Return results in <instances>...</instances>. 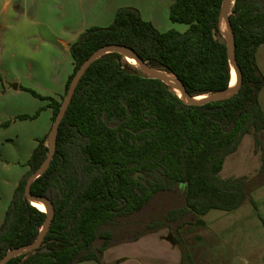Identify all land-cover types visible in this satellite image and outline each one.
<instances>
[{
    "label": "trees",
    "instance_id": "trees-1",
    "mask_svg": "<svg viewBox=\"0 0 264 264\" xmlns=\"http://www.w3.org/2000/svg\"><path fill=\"white\" fill-rule=\"evenodd\" d=\"M171 1L170 19L188 26L186 32H160L138 9L120 8L109 27H92L72 45L74 71L60 100L20 88L49 100L55 122L81 66L101 48L119 45L151 69L175 75L190 97L228 89L231 66L220 31L224 0ZM230 22L243 83L226 100L190 105L119 54L91 65L60 125L53 161L31 187L33 196L55 207L50 230L39 250L7 264H105L108 249L161 231L179 249L181 264H195L182 236L186 226L200 224L213 210L257 207L253 193L264 186V75L257 62L264 45V0H236ZM251 134L261 155L257 175L221 178L227 158ZM48 154L44 140L15 191L0 228V261L41 234L47 214L26 200L25 188ZM98 240L105 243L95 249Z\"/></svg>",
    "mask_w": 264,
    "mask_h": 264
},
{
    "label": "crops",
    "instance_id": "crops-1",
    "mask_svg": "<svg viewBox=\"0 0 264 264\" xmlns=\"http://www.w3.org/2000/svg\"><path fill=\"white\" fill-rule=\"evenodd\" d=\"M151 2L144 9L134 6L141 12L143 19L151 22L160 32L171 30L167 20L160 23L154 19V7L151 6ZM159 2L165 6L164 9L167 7L169 13L167 12L166 18L168 19L173 2L171 0L169 2L159 0ZM81 4H78L79 8H81ZM95 4L94 10L91 12L93 17L89 21L90 23L86 18L76 20L71 16L63 22L55 21L54 27L46 26L41 21L38 11L29 16L24 12L22 20L16 25L14 21L8 22L9 15L4 12V7L0 11V30L4 34V38L0 41V71L10 84V88H7L0 82V114H5L4 116L0 115V126L10 118H15V123H28L29 121L33 123L30 138L32 147L23 145L21 154L14 158V163L18 164L14 167L16 170L13 174L14 177H8V174L0 175V228L5 221L15 190L21 179L30 171L29 160L32 154L40 142L46 140L48 144V137L54 125L53 110L49 107L50 101L37 98L21 88L36 91L35 93L40 94L39 96L56 100L65 94L67 81L74 71V61L71 56L72 45L88 28L104 26V24L113 22L117 11L127 5L124 0H96ZM187 30L183 28L180 32L184 33ZM28 39H31L33 43L41 41V48L37 51L38 54L35 58H26L28 54L32 53L30 50L27 51L26 56L16 51V48L24 46V42ZM257 62L264 75V45L257 52ZM12 86H16V89ZM30 97H32L31 102ZM26 101L32 103L33 110L31 112H25L30 105L29 103L24 106ZM260 101L264 110V89L260 94ZM16 106L18 108L14 109ZM7 112L11 114L9 117H6ZM35 115H38L35 119L23 120L20 118L21 116L34 117ZM240 148L241 146L239 150ZM6 168L9 169L7 166ZM222 172L220 177L223 179L237 177V175H232L231 169L227 170L226 168L224 173ZM258 192L262 194V211L260 212L262 218L261 223L258 224L257 233L260 234L258 238L262 240L261 248L249 247L247 243L241 242L242 239L251 238L253 233L239 231V221L235 220V217L229 218V229L211 231L209 222L206 220L208 213L200 224L186 226L182 230L183 239L195 264H264V186L253 193V199ZM254 201L258 207L257 210H260L258 201L255 199ZM251 206L253 207V205ZM245 207L232 212H222L240 213ZM245 218L243 215L242 219ZM165 233L159 232L143 237L134 243L123 244L114 249L110 248L104 253V262L105 264H181L179 249L167 240ZM215 246L217 247L216 255L207 248ZM259 249L261 250L259 251ZM80 264L98 263L89 261Z\"/></svg>",
    "mask_w": 264,
    "mask_h": 264
},
{
    "label": "rangeland",
    "instance_id": "rangeland-1",
    "mask_svg": "<svg viewBox=\"0 0 264 264\" xmlns=\"http://www.w3.org/2000/svg\"><path fill=\"white\" fill-rule=\"evenodd\" d=\"M95 1L96 0H0V11L4 7V12H6L9 15V17L7 18L8 22L10 20L14 21L15 25L22 20V16L24 12H26V15L29 16L38 11L41 21H43L46 26L54 27L55 21L63 22L65 19H69L71 16H73L72 18L76 20L78 19L80 20L81 18L82 19L86 18L88 23H90L89 21L93 17V14L91 12L94 10V7L96 5ZM165 1L169 2V0L168 1L164 0V2ZM149 2H151V0H124V3H126L127 5L122 6V8L124 7L136 8L134 6L136 5L137 7H141L144 9V7L147 6V4H149ZM80 3H82L81 8L78 7V4ZM73 6L76 7L74 8ZM151 6L154 7L153 17L155 20L159 21L160 23H162L163 20H167L169 26L177 32H180L183 28L188 29V27L185 25L175 24L172 21H170L169 15H168V19L166 18L167 17L166 14L167 12L169 13V11H167V7L164 9L165 6H163V4L159 2V0L157 1L152 0ZM112 23L113 22H109L108 24H104V26H92V27L106 28L109 27ZM3 38H4L3 31L0 30V41ZM41 45H42L41 41H37L36 43H33L31 39L30 40L28 39L27 41L24 42V46L17 47L16 51L26 56L27 51L30 50V52L32 53L28 54L26 58L28 57L35 58L36 54H38L37 51L41 48ZM0 74L3 76L4 79V81L0 80V82L3 83L4 86H7V88H10L9 82L6 80L5 76L2 74L1 71ZM31 101H32V97H30V102ZM30 102L26 101L24 103V106L28 105ZM17 108L18 106H16V108L14 109ZM28 108L29 109L26 110L25 112H31L33 110L32 103H30ZM6 114H7L6 117H9L11 115L9 114V112H7ZM0 115L4 116L5 114H0ZM15 122H16L15 118H10L6 120L4 123H2V125L0 126V175L8 174V177L9 176L14 177L13 174L16 171L14 167L18 165L17 163H14L15 162L14 158L17 155L21 154V147L23 145L25 146L28 145L29 148L32 147L30 138L32 136L33 123L31 121H29L28 123H21V122L15 123ZM46 146H48L47 141H46ZM237 152L235 155L228 158L227 163L225 165V169L226 168L227 170L231 169L232 175H237V177H243V176L249 178L255 177L258 171L260 170L262 163H261V155L255 154L253 134L245 137L244 141L242 142L240 150H238ZM6 166L9 167V169L6 168ZM224 171L222 173H224ZM221 176H224V174L223 175L221 174ZM261 195H262L261 192H258L256 195H254V199L258 201L260 210H257L258 207H254V206L252 207L250 204H246L244 205L246 207L240 213L229 214L218 210L210 212L207 215V219H206L209 222L211 228L210 230L219 231L223 229L225 230L229 229L230 226L229 218L235 217V220L237 219L239 221L238 223L239 231H246V232L249 231L253 233L251 238L242 239L241 242L247 243L249 247L253 246L254 248L258 249V247H260L262 243V240L258 238L260 234L259 235L257 234L259 230L258 224L261 223V218H262L260 213L262 211ZM243 215H245L246 217L245 219H242ZM161 232H166L165 234H167L166 236H168L167 231H161ZM103 245L104 243L101 244V247ZM119 246L120 245L116 247ZM116 247H112V248L114 249ZM207 248L210 249V251L214 255H216L217 253L216 246L207 247ZM260 250L261 249H259V251Z\"/></svg>",
    "mask_w": 264,
    "mask_h": 264
},
{
    "label": "water",
    "instance_id": "water-1",
    "mask_svg": "<svg viewBox=\"0 0 264 264\" xmlns=\"http://www.w3.org/2000/svg\"><path fill=\"white\" fill-rule=\"evenodd\" d=\"M230 2H231V0H224V2H223L222 8H221V17H220V31H221L223 39L226 43V46H227L230 66H233L235 69V72H236L237 83L234 87H232L230 85V87L226 90L217 92V93L212 94V95L204 96V100L198 101V99L200 97H196V98L190 97L185 86L178 80V78L175 75L167 74V73H164L162 71L151 69L148 65V62H144L134 50H132L131 48L126 47V46H119V45L105 46V47L101 48L100 50L96 51L81 66V68L77 72L76 76L74 77V80H73V82L69 88L68 94H67V96L63 102L62 107H61L60 113H59L58 117L56 118L54 125H53V128L49 134V137H48V148H49L48 157H47L46 161L44 162V164L42 165V167L29 178L27 185H26V188H25V198L29 203H31L33 205V202H39V203H42L43 205H45L47 208V211L45 212L47 214V217H46L43 229L41 231V234H40L39 238L33 244L10 250L8 252V254L0 261V264H7L13 258L21 256L23 254L33 253V252L39 250L40 246L44 243V240H45V238H46V236L50 230L52 221H53L54 216H55V207L48 198L42 197V196H33L31 194V187H32L33 183L35 182V180H37L39 177L44 175L47 172V170L49 169V167L53 161V158L55 156L56 142H57V136H58L60 125H61L63 119L65 118V115L68 111L69 106L71 105L73 97L76 93V90H77L82 78L84 77L87 70L91 67V65L95 61H97L101 57L108 55V54H114V53L119 54L128 63H130V60L135 61L137 63L136 67L140 68L149 78L161 80L162 82H164L165 84L170 86L174 92H176V89L172 83V80L169 78V75H172L175 77L176 81L179 84V90L182 93V97L179 94L178 95L190 105L203 106V105H206V104H209L212 102L226 100V99H229L232 96L236 95L240 91L242 83H243V76H242L241 69L238 65L237 59H236V54H235V35H234L232 25L230 22V16L232 15V12L230 13ZM235 2H236V0H235ZM233 8H234V6H233ZM223 22L226 24V27L230 32V35H231L230 37L225 36L223 33V30H222ZM215 38L217 39V37H215ZM231 75H232V70H231ZM103 243H105V240L96 241L94 243V248L99 249L101 247V244H103ZM47 251H48L47 249L41 250V252H47Z\"/></svg>",
    "mask_w": 264,
    "mask_h": 264
},
{
    "label": "bare ground",
    "instance_id": "bare-ground-1",
    "mask_svg": "<svg viewBox=\"0 0 264 264\" xmlns=\"http://www.w3.org/2000/svg\"><path fill=\"white\" fill-rule=\"evenodd\" d=\"M234 4H235V0H231V2H230V13L232 12V9H233ZM222 30H223V33H224L225 36H227V37H230L231 36L230 35V32L227 29L226 24L224 22H223ZM130 63L133 64V65H135V66H137V63L135 61L130 60ZM231 70H232V82H231V86L234 87L236 85V83H237V76H236V72H235V69H234L233 66H231ZM169 78L172 80V83H173V85H174V87L176 89L177 94H179L182 97V93L179 90V84L176 81L175 77L172 76V75H169ZM201 100H204V97H200L198 99V101H201ZM33 206L35 208H37L38 210H40L41 212H46L47 211L46 206L43 205L42 203L33 202Z\"/></svg>",
    "mask_w": 264,
    "mask_h": 264
}]
</instances>
